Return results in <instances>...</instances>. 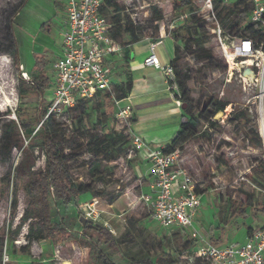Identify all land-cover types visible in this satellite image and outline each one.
<instances>
[{"label": "rangeland", "instance_id": "rangeland-1", "mask_svg": "<svg viewBox=\"0 0 264 264\" xmlns=\"http://www.w3.org/2000/svg\"><path fill=\"white\" fill-rule=\"evenodd\" d=\"M115 1L125 10V18L129 17L134 25L144 29L145 38L160 39V35L153 31L156 24L152 16L153 8L163 16V22L159 25L165 35L169 34L171 38L177 34L185 36L184 31L178 32L188 13L176 11L173 0ZM190 12L206 14L201 0L194 3ZM106 17L107 20L111 19L110 15ZM65 18V0H0V134L5 124L11 119L16 120L19 113L24 120L33 118L36 111L34 100L26 101L27 104L20 107L17 91L19 78H30L34 54H42L47 56V74L51 79V66L60 51V31ZM202 20L205 22L202 31L211 36L207 48L215 58L213 63H209L196 59L192 54L182 53L180 66L191 71V81L187 83L194 103L191 112L201 116L203 121L197 130L200 138L185 143L183 159L184 167L193 177L198 191L207 194L210 231L225 232L226 241L229 242L240 228L252 227L250 221L231 216L232 201L245 203V197L239 190L248 193L255 191V203L262 200L263 192L256 189L248 177L258 162L264 160V85L258 77H248L252 71L257 74L259 69L242 66L240 63L248 61L247 58L236 62L230 70L212 37V26L206 19ZM12 32L16 46L12 41ZM178 45L182 46V43L178 41ZM16 49L20 56V68L13 60ZM170 83H174L172 92L175 98L181 101L176 78ZM47 94L51 102V83ZM220 103L229 105L224 112L209 119L215 106ZM94 108L88 111L82 124H75L78 116L76 112L58 117L66 130L61 146L65 154L75 150V141L85 146L90 136L102 134L97 123L98 113ZM208 121L215 123V127L211 129ZM115 131L124 132L126 129L116 126ZM252 131L261 141L260 147L251 139L254 138ZM75 153L78 157L68 160L73 179L93 184L104 191V196L99 199L103 223H107L113 231L107 228L109 232L121 241L118 249H104L109 260L113 264H135L142 260H149L152 264H186L176 253L180 240L173 239L171 243L165 241L177 231L167 232L150 221L151 211L142 199L143 191L148 189L150 181L145 179L144 164L140 157L129 158L125 155L114 162L102 158L99 159L100 167H92L93 157L88 151L82 149ZM19 159L17 150H13L7 160L0 159V238L3 244L0 246V264H40L45 261L48 264H87L89 245L82 242L53 245L33 241L30 257L15 253L28 243V221L23 222L22 219L29 202L25 182L21 181L14 187L13 192L18 197L15 212L10 206L11 191L6 186L7 172L19 163ZM44 168L45 158L42 156L37 160L35 169ZM98 168L102 173L97 171ZM80 197H88L89 201L93 199L89 194ZM81 201L87 200L82 198ZM111 201H115L112 207ZM77 202L75 199L68 208L60 207L70 232L77 231V228H70L71 222L82 217ZM131 218L141 222L129 226ZM258 222L264 225V217L261 216ZM19 228L20 233L15 236ZM78 233L80 238L81 232Z\"/></svg>", "mask_w": 264, "mask_h": 264}, {"label": "trees", "instance_id": "trees-1", "mask_svg": "<svg viewBox=\"0 0 264 264\" xmlns=\"http://www.w3.org/2000/svg\"><path fill=\"white\" fill-rule=\"evenodd\" d=\"M197 0H173L174 9L181 13H188L187 18L182 22L179 32L184 31L185 36L177 34L175 41V56L171 62L178 89L181 93V101L183 103V122L180 130L173 137L171 143L166 146L168 152L176 150H184L185 143L193 139L200 138L197 130L202 126L201 116H196L191 112L193 108V100L191 91L187 87V83L191 81V71L180 66L182 53L192 54L198 60H204L209 63L214 62V54L207 45L210 43L211 36L202 31L204 21L197 14L191 13L190 10ZM24 5L21 7L20 10ZM252 5L248 0H236L231 3L221 1L215 2L214 10L222 29L232 35L240 37H251L255 41L264 40V30L258 25L250 23V12ZM101 15L105 18L110 15L108 20L111 29V37L123 48L132 46L144 40V29L141 26L134 25L133 21L125 18V10L120 7L115 0H103L101 5ZM152 16L154 22L153 31L155 34H161L160 23L163 22L162 14L153 8ZM183 16L180 17L182 20ZM179 19V20H180ZM213 37V36H212ZM157 40L156 38L152 39ZM12 41L17 45L15 36L12 32ZM178 41L182 46L178 45ZM47 56L34 54V65L30 71V78L23 76L19 78L18 97L20 107L26 105V101H35L36 111L33 118L28 120L22 119L19 113L16 120H9L5 124V128L0 134V159L7 160L13 150L20 153L19 163L15 167H11L6 175V186L11 191L10 206L15 212L18 205V197L14 191V187L19 182H25V188L29 197V202L24 210L23 222L28 221V234L26 236L28 243L16 251L21 256H31L30 245L33 241L37 243L49 242L53 245H61L72 242H82L89 245V256L87 264H113L104 249L120 247V239L114 237L103 224L93 225V227L83 226L80 217L75 218L70 228H77L76 232H70L64 223L61 215L60 207L68 208L75 199L82 195L89 194L93 198L101 199L104 191L98 189L93 184L73 179L68 168V160L77 158V150L85 149L93 157L91 161L92 167H100V160L105 158L109 161H117L125 156L130 146L128 135L124 132L115 131L117 126L115 120L116 102H120L126 98L132 89V79L129 77L128 65L130 60V52L125 50L121 70L116 71V65L111 64L113 73L116 76H125L126 82L121 85L113 84L114 88L118 86L120 94L114 90V95L99 92L93 99L81 100L73 112L78 114L75 124H82L90 109H94L98 113L97 123L102 130V134L90 136L86 140L84 146L78 140L74 142L75 150H71L69 154H65L62 148V142L66 136L62 123L59 122V116L49 114L50 103L48 101V89L50 88L51 79L47 74ZM15 65L20 68V56L18 49L13 54ZM117 85V86H116ZM177 100V99H176ZM229 104L220 103L215 106L209 119L218 113L224 112ZM64 116V115H63ZM132 117V122H133ZM208 126L215 127V123L208 121ZM209 128L208 131L211 130ZM254 135V143L257 147L262 145ZM45 158V168L35 169L36 162L40 157ZM97 171L102 173V170ZM253 186L262 191V200L255 203V191L244 192L239 190L245 197V203L232 201L230 205L231 216L247 219L250 216L264 214V160H260L254 168L253 173L248 177ZM198 190V189H197ZM115 201H111L113 204ZM82 216V215H81ZM141 220L129 219V226H136ZM83 232L89 237L86 241L83 237L79 238L78 232ZM184 232V234L182 233ZM177 231L171 238L165 239L167 243H171L173 239L180 240L176 253L182 255L184 251H191L195 245V240L191 239L189 233L185 230ZM20 233V228L15 232V236ZM181 237H184L183 240ZM0 246L2 238H0ZM209 264L207 261L196 259L194 264ZM40 264H48L46 262ZM134 264V263H133ZM135 264H152L149 260H142Z\"/></svg>", "mask_w": 264, "mask_h": 264}, {"label": "built area", "instance_id": "built-area-1", "mask_svg": "<svg viewBox=\"0 0 264 264\" xmlns=\"http://www.w3.org/2000/svg\"><path fill=\"white\" fill-rule=\"evenodd\" d=\"M221 1L231 3L236 0H201L206 14L198 16L212 26V36L218 49L228 63L230 70L236 62L247 58L254 78L264 85V40L255 41L251 37H240L224 31L217 19L214 5ZM103 0H65L66 18L62 22L60 56L52 65V101L49 114L57 116L73 112L81 100L93 99L99 92L114 95L115 76L111 64L121 53V46L111 37L109 21L101 15ZM252 8L250 23L264 30V0H248ZM165 32L161 29L160 39L151 41L149 55L144 60L147 68L161 71L167 78L169 90L174 89V69L163 66L156 48L163 43ZM240 64L243 66L244 64ZM171 84V85H170ZM181 107V102L177 100ZM119 107L120 102H116ZM118 127L126 129L130 140L126 156L133 158L143 152V158L152 177L151 192L142 194V199L151 211L150 219L167 232L185 230L197 242L196 248L181 255L186 264H194L196 259L209 264H264V228L253 230L244 244L217 247L201 238L194 230V220L202 207V197L195 181L184 167L183 151L168 152L166 147H151L142 138L132 135V113L130 108L119 107L115 114ZM77 206L83 218L93 225L103 224L100 200L78 201ZM81 237H89L81 232Z\"/></svg>", "mask_w": 264, "mask_h": 264}, {"label": "crops", "instance_id": "crops-1", "mask_svg": "<svg viewBox=\"0 0 264 264\" xmlns=\"http://www.w3.org/2000/svg\"><path fill=\"white\" fill-rule=\"evenodd\" d=\"M158 39L159 38H157V40ZM151 41L153 40L145 38L139 43L129 46L126 49L121 47V53L116 56L115 61L113 62V64L116 65V71L119 72L121 70V64L123 63L125 50L130 52L128 72L133 85L131 92L126 95L127 97L120 101L119 107L130 108L131 110L134 120L130 127L132 135L139 136L151 147H166L171 143L173 137L180 130L181 123L183 122V110L178 105L173 92L169 90L164 74L159 70L147 68L144 65V60L149 55V45ZM60 52L61 51H59L55 60L60 56ZM156 54L163 66L171 64L175 56V41L169 34L163 35V43L156 48ZM114 76V83L118 86L126 82V77L124 75L119 77L114 74ZM118 86L117 88L115 87L116 93L120 94L121 92L119 91ZM119 107L116 105L115 114L118 112ZM143 154L144 153L141 152L138 156L140 157L142 164H144L143 173L146 177L145 179L150 181L148 189L143 191L144 194H148L151 192L150 186L152 184V177L149 165L146 164ZM200 194L202 197V207L195 217L194 230H196L200 237L205 239L208 243L221 248L234 244H244L247 242L251 232L256 230V226H259L257 229L264 228V225L258 222L261 216L264 217V214H259L255 217L250 216L247 219L241 218L245 222L250 221L252 227L249 229L244 227L240 228L233 237L230 238L231 240L227 242L225 232L219 231L218 233H215L213 230L210 231V226L208 224L209 208L206 207L208 204L207 194L203 192H200ZM82 198L89 201L88 197H78L77 200L81 201ZM113 205L114 204H111V207ZM150 221L155 223L151 219ZM175 230L179 232L182 231L181 229ZM182 233L184 234L183 231ZM197 244L198 243L196 242L194 248H196Z\"/></svg>", "mask_w": 264, "mask_h": 264}, {"label": "water", "instance_id": "water-1", "mask_svg": "<svg viewBox=\"0 0 264 264\" xmlns=\"http://www.w3.org/2000/svg\"><path fill=\"white\" fill-rule=\"evenodd\" d=\"M80 222L83 226H89V227H93V224H91V222H89L88 220H86L83 217H80Z\"/></svg>", "mask_w": 264, "mask_h": 264}, {"label": "bare ground", "instance_id": "bare-ground-1", "mask_svg": "<svg viewBox=\"0 0 264 264\" xmlns=\"http://www.w3.org/2000/svg\"><path fill=\"white\" fill-rule=\"evenodd\" d=\"M242 64H244L245 66H247V67H250L251 65H252V63H251V61L250 60H248V61H244ZM241 66V65H240ZM248 77H251V78H254V76L253 75H248Z\"/></svg>", "mask_w": 264, "mask_h": 264}]
</instances>
